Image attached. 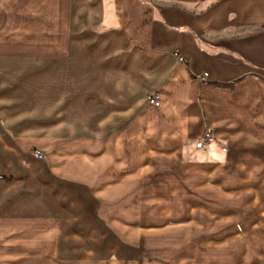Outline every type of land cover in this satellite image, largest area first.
Returning a JSON list of instances; mask_svg holds the SVG:
<instances>
[{
    "label": "crops",
    "instance_id": "obj_1",
    "mask_svg": "<svg viewBox=\"0 0 264 264\" xmlns=\"http://www.w3.org/2000/svg\"><path fill=\"white\" fill-rule=\"evenodd\" d=\"M163 161L264 221V0H0V221L37 162L52 223Z\"/></svg>",
    "mask_w": 264,
    "mask_h": 264
},
{
    "label": "rangeland",
    "instance_id": "obj_2",
    "mask_svg": "<svg viewBox=\"0 0 264 264\" xmlns=\"http://www.w3.org/2000/svg\"><path fill=\"white\" fill-rule=\"evenodd\" d=\"M36 150L44 160L39 147L32 155ZM159 165L155 174L129 180L127 206L120 192L93 199L83 186L69 193L78 204L75 214L48 223L43 211L51 208L41 205L37 162L34 174L1 200L9 221H0V264H264L259 206H232L231 200L202 206L208 198L201 175ZM49 246V255L29 254Z\"/></svg>",
    "mask_w": 264,
    "mask_h": 264
},
{
    "label": "built area",
    "instance_id": "obj_3",
    "mask_svg": "<svg viewBox=\"0 0 264 264\" xmlns=\"http://www.w3.org/2000/svg\"><path fill=\"white\" fill-rule=\"evenodd\" d=\"M180 61H183V58H180ZM206 75H207L206 73H203L202 75H198L197 79L201 80ZM148 102L150 104L157 106L160 101H159L158 96L156 94H153V95L148 97ZM213 140H214V137H213L212 133L210 131H205L201 137H199L198 139H196L194 141V146L196 148H203L206 145H208L210 142H212ZM34 156L36 158H42V154L38 150L34 151Z\"/></svg>",
    "mask_w": 264,
    "mask_h": 264
}]
</instances>
